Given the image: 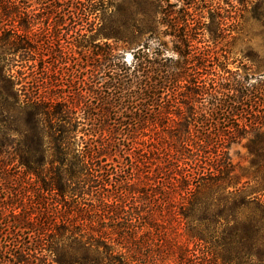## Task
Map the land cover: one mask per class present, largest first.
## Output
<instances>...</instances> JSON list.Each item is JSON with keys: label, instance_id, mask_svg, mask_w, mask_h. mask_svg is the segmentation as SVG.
I'll return each instance as SVG.
<instances>
[{"label": "trees", "instance_id": "1", "mask_svg": "<svg viewBox=\"0 0 264 264\" xmlns=\"http://www.w3.org/2000/svg\"><path fill=\"white\" fill-rule=\"evenodd\" d=\"M53 3L43 7L52 26L33 33L29 21L9 27L21 20L20 11L15 18L4 14L10 20L0 25L3 180L34 178L40 194L56 202L49 223L15 220L6 227L67 236L85 251L82 259L63 257L59 264H264V207L229 190L235 184L228 154L231 144L264 129V74L249 83L227 69L215 72L208 55L190 49L187 34L181 61L145 43L128 63L114 45L94 39L133 44L145 31L155 33L157 16L146 28L106 17L108 10L91 0H63L66 10ZM252 13L264 24V0H254ZM78 21L88 26L77 28ZM63 26L78 35L74 46L82 62L62 42ZM14 68H20L17 75ZM177 89L184 111L174 105ZM148 125L168 134L160 151L152 144L162 156L146 177L154 182L151 192L130 175L122 179L115 165L121 152L116 136L133 143L135 131ZM18 168L21 176L11 178L9 171ZM129 197H145L149 210L127 211ZM159 206L165 212L153 209ZM167 215L184 225L186 242L144 241ZM154 246L166 250L162 258L146 252ZM118 253L123 261H115Z\"/></svg>", "mask_w": 264, "mask_h": 264}, {"label": "rangeland", "instance_id": "2", "mask_svg": "<svg viewBox=\"0 0 264 264\" xmlns=\"http://www.w3.org/2000/svg\"><path fill=\"white\" fill-rule=\"evenodd\" d=\"M55 1L57 4L51 0H0V25L10 20L4 17V14L15 18L16 13L20 11L25 13L20 15L21 20L13 22L9 27L18 30L20 23L29 21L34 23V26L28 27L29 33H33L39 27L47 26V23L52 26L55 21L52 17L47 19L43 7L53 3L62 10L68 9L63 0ZM155 3L159 5L161 14H155ZM91 4L101 10H108L106 15L108 18L113 16L123 21L135 22L137 25L143 24L146 28L151 25V18L157 16L160 24L156 25L155 33L145 31L133 44L122 41L115 43L113 36L101 35L94 39L95 42L108 41L109 44L114 45L117 53L122 54L128 63L132 62V52L135 48L145 43L152 48H159L165 57L181 61L178 51H185L182 37L187 34L190 49L194 53L208 55L210 58L207 65H213L215 72L222 73L223 69H227L244 79L247 78L249 83H255L264 74V24L253 17L254 0H91ZM77 25V28L82 25L88 26L87 22L80 21ZM59 34L64 35L62 42L73 48L72 57L82 62L83 56L78 54L74 46L79 39L78 35L68 26L60 27ZM83 59L88 60V57ZM19 69L14 68L13 73L17 75ZM175 92L174 105L184 111L183 99L180 97L182 89H177ZM160 122L164 123V120ZM116 137L115 145L121 152L116 158L115 165L120 166L123 172L121 178L130 175V178L138 184H148L146 177L155 173V165L161 162L162 156L156 154L152 144H155L160 151L166 145L168 134L163 128H153L148 125L135 131L133 143L125 141L121 136ZM228 154L233 166L232 177L235 184L229 190H236L241 197L254 201L259 207H264V129L259 134L247 135L240 142L231 144ZM1 162L0 157V264H59V259L63 257L82 259L85 251L67 236L60 237L46 232L42 234L31 231L18 232L6 227L7 223L12 224L15 220H30V222L33 220L36 224L47 220L49 223V213L53 211L56 202L47 194L44 196L40 194L39 186L34 184V178L17 177L19 174L21 176V168L9 171L11 178L17 177L15 182L4 183L5 175ZM151 183L154 182H150L149 186H142L141 190L151 192L154 188ZM147 205L145 197L139 199L129 197L125 202V209L146 212L149 210ZM164 207L153 209L165 212ZM168 212L167 210V214ZM248 215L250 211H246L244 217ZM163 220L164 223H158L157 230L146 234L143 240L147 241L149 238L153 245H159L157 240L161 238L166 241L164 245L166 243L171 245L174 242L185 243L184 225L170 215ZM189 247H192V244ZM165 251L154 246L146 252L157 253L160 257L161 252ZM88 254L91 260L95 259L94 253ZM113 257L116 258L115 261H123L119 253L114 254ZM89 264L94 262L91 261Z\"/></svg>", "mask_w": 264, "mask_h": 264}]
</instances>
